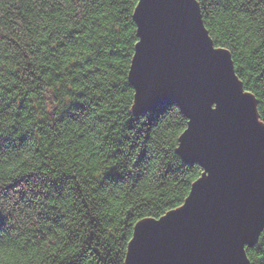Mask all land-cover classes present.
I'll use <instances>...</instances> for the list:
<instances>
[{
    "label": "trees",
    "instance_id": "16d2710c",
    "mask_svg": "<svg viewBox=\"0 0 264 264\" xmlns=\"http://www.w3.org/2000/svg\"><path fill=\"white\" fill-rule=\"evenodd\" d=\"M135 6L0 0V264H124L135 223L181 205L201 174L176 155L180 129L162 112L174 104L152 110L135 164L123 158ZM205 8L210 36L252 73L264 119V79L255 76L264 70V0Z\"/></svg>",
    "mask_w": 264,
    "mask_h": 264
},
{
    "label": "water",
    "instance_id": "95a60500",
    "mask_svg": "<svg viewBox=\"0 0 264 264\" xmlns=\"http://www.w3.org/2000/svg\"><path fill=\"white\" fill-rule=\"evenodd\" d=\"M132 17L141 40L127 75L141 90L134 111L178 106L191 123L177 153L205 176L185 207L135 223L124 264H245L239 242L264 229V126L254 104L235 97L227 66L208 54L195 0H141ZM213 99L219 111L209 110Z\"/></svg>",
    "mask_w": 264,
    "mask_h": 264
},
{
    "label": "snow or ice",
    "instance_id": "6c2138e0",
    "mask_svg": "<svg viewBox=\"0 0 264 264\" xmlns=\"http://www.w3.org/2000/svg\"><path fill=\"white\" fill-rule=\"evenodd\" d=\"M206 2L207 0H195V3L199 6V20L201 19V9L204 8L205 13L207 11V9L205 8ZM243 2L244 0H241V3ZM135 3L138 5V7H140L141 0H135ZM128 6L130 5H126V7ZM200 25L201 27H203L201 23ZM132 40H134L136 46L133 55H137L136 48L141 43V40L136 39L135 36L132 37ZM204 41L208 54L212 58L224 63L227 66L228 78L235 97L242 103H247L249 102V100H251L255 107L256 120L259 125L264 126V119H261L260 115L256 111V104L259 103V98L254 94L250 85L252 73L246 72L245 65L239 62L240 58L235 52H233L229 48L220 47L217 42V38L214 35L209 36L208 32L205 31ZM255 76L264 79V70L255 71ZM129 89L130 96L133 98L130 101L131 107L129 108V111L131 112L129 120L132 122V126L130 127L131 131H128L125 134L129 138V140L128 143L125 144L123 158L127 159L131 164L134 165L135 161L132 159V157L134 155H137L140 149L143 147V144L141 142V128L143 126L151 128L152 123L155 121L154 116H156V114H154L151 110H143L139 113L135 112L134 108L141 90L132 83L129 85ZM131 89H135V91H131ZM78 91L83 92V89H78ZM125 107H128V105L126 104ZM208 107L212 112L219 111L220 101L215 99L210 100ZM262 111H264V109H262ZM162 112L172 116L175 126L180 129L178 141L174 146L176 155H178L177 150L181 147L179 141L189 131L191 123L190 118H185L181 113V109L175 105H169ZM0 114H2V111H0ZM2 123L3 121H0V124ZM116 131L119 132L120 129H116ZM169 147L172 148L173 145H169ZM116 164L124 166L122 164V159H117ZM199 166V164H194L191 168L194 170ZM203 170L205 172L204 168ZM204 172L197 176V179L199 181L202 179V177L205 176ZM15 187L16 186L14 184L10 185L7 190L10 191L12 189H15ZM17 194L21 196V199H24V193L20 192ZM32 195H35V193H33ZM53 203H55V198H53ZM177 207L179 209H182L183 207H185V205H178ZM169 211L174 212L176 210L169 209ZM136 225H140L138 221L136 222ZM134 238L128 241L130 245L134 241ZM129 250L130 249H127L126 251L129 253ZM239 252L241 253L242 260L245 262V264H264V229H261L259 232H257L251 239H242L239 242Z\"/></svg>",
    "mask_w": 264,
    "mask_h": 264
},
{
    "label": "clouds",
    "instance_id": "9594fccd",
    "mask_svg": "<svg viewBox=\"0 0 264 264\" xmlns=\"http://www.w3.org/2000/svg\"><path fill=\"white\" fill-rule=\"evenodd\" d=\"M7 210H8V207L6 206V207H5V211H7Z\"/></svg>",
    "mask_w": 264,
    "mask_h": 264
},
{
    "label": "rangeland",
    "instance_id": "374dc122",
    "mask_svg": "<svg viewBox=\"0 0 264 264\" xmlns=\"http://www.w3.org/2000/svg\"><path fill=\"white\" fill-rule=\"evenodd\" d=\"M202 19H203V17H202ZM210 35V34H209Z\"/></svg>",
    "mask_w": 264,
    "mask_h": 264
}]
</instances>
